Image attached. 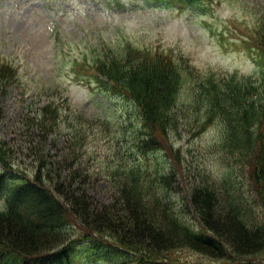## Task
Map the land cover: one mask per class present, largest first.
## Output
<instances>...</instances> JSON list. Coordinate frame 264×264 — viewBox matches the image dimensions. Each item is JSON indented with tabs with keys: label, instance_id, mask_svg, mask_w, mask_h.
<instances>
[{
	"label": "trees",
	"instance_id": "trees-1",
	"mask_svg": "<svg viewBox=\"0 0 264 264\" xmlns=\"http://www.w3.org/2000/svg\"><path fill=\"white\" fill-rule=\"evenodd\" d=\"M154 1L186 9L208 0ZM246 40L259 66L252 76L202 73L182 54L132 43L103 46V54L95 51L89 83L135 105L140 120L135 148L145 158H160L153 166H116L108 176L115 184L113 201L99 204L85 188L88 172L74 168L85 143L79 122L84 126L86 119L78 114L72 121L66 102V107L50 102L28 120L39 134L38 146L29 148L37 163L33 176L10 172L12 152L0 141V197L5 199L0 264H74L82 241L87 259L118 255V261L107 264H161L182 248L228 263L264 264V224H256L252 205L255 198L264 204V16ZM18 80L17 68L0 56V117L2 99ZM192 109L202 114V122L190 121ZM63 114L71 161L53 160L45 148ZM182 122L198 133L219 122L218 143L234 162L222 180L194 171L197 181L187 208L196 224L178 212L171 194L180 164L172 137ZM248 184L255 190L247 192Z\"/></svg>",
	"mask_w": 264,
	"mask_h": 264
},
{
	"label": "rangeland",
	"instance_id": "rangeland-1",
	"mask_svg": "<svg viewBox=\"0 0 264 264\" xmlns=\"http://www.w3.org/2000/svg\"><path fill=\"white\" fill-rule=\"evenodd\" d=\"M263 16L264 0H208L199 8L186 9L154 0H0V56L19 74L17 83L2 99L0 117V141L11 149L14 159L10 172L34 175L37 163L29 148L38 146L39 134L29 127L28 120L50 102L68 105L69 119L77 121L78 114L86 119L84 126L79 122L85 143L75 157L74 168L88 172L85 188L99 204L112 203L115 184L108 179L109 173L122 164L153 166L160 155L145 158L135 148V132L140 127L135 105L89 83L95 51L103 54V46L132 43L174 56L182 54L202 73L251 76L259 66L245 41L253 36ZM193 111H188L190 121L202 122V114ZM67 116L45 146L53 160L73 159ZM105 120L107 125L100 123ZM186 124L182 122L180 132L172 137L180 164L171 194L178 212L194 224L193 212L187 208L188 194L197 181L194 171L222 180L234 162L226 158L218 143L219 122L203 133ZM247 188V192L249 188L255 190L250 184ZM259 200H252L255 222L264 224V204ZM4 206L5 199L0 197V211ZM84 242L78 243L80 257L74 264L119 260L114 254L87 259ZM167 255L161 264H235L189 248Z\"/></svg>",
	"mask_w": 264,
	"mask_h": 264
}]
</instances>
